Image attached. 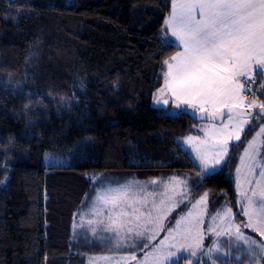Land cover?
Wrapping results in <instances>:
<instances>
[{"label": "trees", "instance_id": "16d2710c", "mask_svg": "<svg viewBox=\"0 0 264 264\" xmlns=\"http://www.w3.org/2000/svg\"><path fill=\"white\" fill-rule=\"evenodd\" d=\"M171 3L0 0V264H87L88 253L129 252L86 229L73 234V224L94 188L130 176L189 172L193 196L209 193L210 213L227 201L242 215L234 171L243 147L198 176L179 140L198 121L154 105L163 62L179 49L165 31ZM261 85L259 77L253 89L264 96ZM234 256L217 260L253 263Z\"/></svg>", "mask_w": 264, "mask_h": 264}, {"label": "snow or ice", "instance_id": "6c2138e0", "mask_svg": "<svg viewBox=\"0 0 264 264\" xmlns=\"http://www.w3.org/2000/svg\"><path fill=\"white\" fill-rule=\"evenodd\" d=\"M165 26V31L170 30L175 38L171 42L183 50L163 62L167 70L162 73L163 86L154 94L155 102L161 103V95L168 94L178 102L177 108L185 105L206 113L209 121L219 120V124L205 129V139L185 137L199 160L201 171L197 175L227 164L232 158L230 148L243 147L235 169V184L239 193L237 204L247 219L237 224L235 213L226 204L211 215L207 230L217 237H229L230 245L247 246L245 251L253 261L264 260V239L243 231L251 229L264 237V102L256 99L248 102L243 94L250 91L245 85L256 83V76L264 77V0H172ZM258 91L264 95V85ZM163 103L168 104V100L164 99ZM225 116L226 121L222 119ZM255 121H261L259 131L245 142L242 136L251 131ZM149 183L156 184L157 180ZM145 187L139 181L123 184L106 181L94 188L95 195L91 196L87 212L93 217L87 220L92 235L113 244L117 251L121 248L143 251L149 246L144 241L150 242L161 231H167L168 236L145 253L138 264H165L176 255L165 247L169 238L179 237L184 243L178 251L187 248L196 256L203 247L201 225L203 216L208 214L209 193L191 203L187 212L175 219L174 227H165L171 213L190 194L187 181L173 176L163 183L160 193L147 192ZM79 215V227L83 228L86 213ZM213 251L219 252V246L208 249L209 253ZM113 259L89 258L90 264ZM128 260H137L134 251L131 256H120L116 264L121 261L127 264Z\"/></svg>", "mask_w": 264, "mask_h": 264}, {"label": "rangeland", "instance_id": "374dc122", "mask_svg": "<svg viewBox=\"0 0 264 264\" xmlns=\"http://www.w3.org/2000/svg\"><path fill=\"white\" fill-rule=\"evenodd\" d=\"M246 98H247L248 102H251L252 99H256L258 102H264V96L259 95V93L257 91L255 92V96L254 95H247ZM186 108H188V107H186ZM169 112L176 113L172 109H170ZM224 120L226 121L227 117ZM258 122L261 123V121H255L252 127L256 128ZM212 124H219V122L198 121V122L193 124V130L191 132L185 134L184 136H182L179 139L180 140V145L185 150L188 151L191 159L198 166H199V160L196 157V153L193 150L192 145H190V144H188L186 142L185 137L193 136V137H198L200 139H205V134H204L205 133V129L207 127H210ZM257 131H259V127L256 129L255 133ZM255 133H254V135H255ZM47 160H49V157H47ZM238 164H239V161H238ZM221 167L222 166H218L216 168V170H218ZM211 172H213V171H211ZM173 176H176V177H179V178H181L183 180H186L187 181V190L190 193L187 196V198L184 200V204H182L179 208H177L175 211H173L171 213L170 217L165 221V227H174L175 226V219L179 215H182V214L186 213L187 210H188V207H190L191 203H195V201L197 199H199V197L205 193V192H202L197 197L193 196V193H192V188L193 187H192V184H191L193 176L189 172H171V173L160 174L159 176L150 177V178H146V179H140V178H135L134 176H130L132 178H128V179H126L124 181L115 182V183L123 184L126 181L144 182V186H146L145 190L147 192L160 193V192L163 191V183L169 181V179L171 177H173ZM235 176H236V173L234 171V177ZM96 179H98V177H96ZM153 179L157 180L156 184L149 183ZM104 183L105 182H102V184H99L100 186H98V187H101ZM133 190L134 191L136 190L135 186L133 187ZM156 199H157V202H159V197H156ZM238 199H239V193H238ZM226 204L229 206L227 201H223V203L217 208V210L221 209L222 206H224ZM199 208H200V206H198L197 211L199 210ZM216 211H214L213 213H210L208 211V197H207V212H208V214L203 216L204 223H203V225H201V228L203 230V247L197 250L196 256H192L191 255V250L187 249V248L178 251V249L180 248V245L182 243H184V241H182L179 237H177L175 240L169 238L166 241V243H165V247L169 251L176 253V255L172 256L168 261L165 262V264H177V263H179V260H180V258L182 256L183 257L185 256V257L183 258V261L181 260V262H180L181 264H206V263L213 264V261H214V264H223L221 262H218L217 257H222L223 259H226V260L230 261V255L234 256L235 254H237L238 257L234 256L233 259H237V260L239 259L240 260L241 259L240 257L243 255V253H245V255L250 257L248 259V261H253L251 254L245 251L247 246H242V244H240V243H233V244L230 245L228 243L229 242V237H227V236H219V237H217L213 232H209L207 230L208 225L211 223V215H214L216 213ZM82 212L86 213V215L84 217V227H83V229H86V230H88L91 233V231H90V229L88 228V225H87V220L88 219H92L93 217L91 215L87 214L88 209H85ZM233 213H235V217H234L235 222L237 224L242 223V216L243 215H241L239 218H236L237 212L233 211ZM172 215H174L173 218L171 217ZM246 219L247 218L243 216V220L246 221ZM216 223L219 224L220 221H217ZM80 224H81V219H80V215H79L78 218L74 222V228L76 230L81 229V227H79ZM246 230L252 231L251 229H243V231L246 234H248V235H250V236H252L254 238H257V239H264V237H260L259 236V233H255L256 236H254L253 235L254 232L251 234V233H248ZM166 236H168L167 231H161L159 233V235H157L154 240H151L150 242L144 241V242L149 243V246L147 248H143V251H141L140 248H136V249H130L129 252H126V253L125 252H107V251L105 253H92V254L88 253V254H86L87 255V261L86 262H87V264H90V260H89L90 257L109 256V257H114V259L112 261H110V262H105L103 260H100V261L97 262V264H116V262H117V260L119 259L120 256H131L133 251H134L135 255L137 257V260H128L127 264H138V261L144 259L145 253L151 252L153 247L159 245V242L161 240H164V238ZM215 246H219L220 251L219 252L213 251L212 253H209L208 249L210 247H215ZM140 247L142 248V244L140 245ZM120 264H124V262L121 261ZM247 264H251V263H247ZM252 264H263V263L260 262L259 259H257L255 261H253Z\"/></svg>", "mask_w": 264, "mask_h": 264}, {"label": "crops", "instance_id": "0c3cea01", "mask_svg": "<svg viewBox=\"0 0 264 264\" xmlns=\"http://www.w3.org/2000/svg\"><path fill=\"white\" fill-rule=\"evenodd\" d=\"M171 11H172V3H171L170 10H169V12L167 13L166 19L169 17ZM169 34H170V36H171V32H170V30H169ZM171 38L173 39V41L175 40L174 37L171 36ZM182 50H183V49H182V46H179V49H178L176 52H178V51H182ZM176 52L173 53L171 56L175 55ZM171 56H170V57H171ZM170 57H169V58H170ZM169 58H168V59H169ZM166 70H167V69H166ZM163 84H164V83H163ZM163 84H162V86H163ZM162 86H161V87H162ZM161 87H160V88H161ZM160 99H161V103L157 104V103L155 102V100H154V105L159 106V107H162L163 109H166V110H168V111H169L170 109H172V110H174L175 112H178L181 108H186V107H188V106L182 105L180 108H177V107H176V103H178V102L175 101V99L172 98V97H171L170 95H168V94H163V95H161ZM164 99H167V100H168V104H164V103H163V100H164ZM188 108H190V107H188ZM81 229H83V228H81ZM76 231H77V230L74 228V224H73V234H75ZM86 261H87V258H86Z\"/></svg>", "mask_w": 264, "mask_h": 264}, {"label": "water", "instance_id": "95a60500", "mask_svg": "<svg viewBox=\"0 0 264 264\" xmlns=\"http://www.w3.org/2000/svg\"><path fill=\"white\" fill-rule=\"evenodd\" d=\"M184 113L188 114L193 120L195 121H209L206 117V113L199 111L198 109L193 108H184L182 110ZM255 112V110H254ZM225 117H222V119H225ZM214 122H219V120H214Z\"/></svg>", "mask_w": 264, "mask_h": 264}, {"label": "built area", "instance_id": "2783aa9c", "mask_svg": "<svg viewBox=\"0 0 264 264\" xmlns=\"http://www.w3.org/2000/svg\"><path fill=\"white\" fill-rule=\"evenodd\" d=\"M259 77H261V76H256V80ZM261 78H264V77H261ZM241 82H243V78H241ZM245 86L248 87V88H250V91L244 93L245 95H253V93H255V91L253 89L254 84H252V85H245Z\"/></svg>", "mask_w": 264, "mask_h": 264}]
</instances>
